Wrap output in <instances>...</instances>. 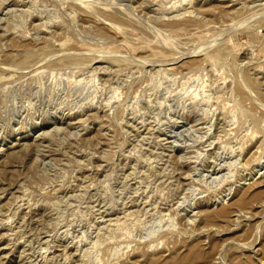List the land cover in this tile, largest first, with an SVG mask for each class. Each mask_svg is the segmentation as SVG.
I'll return each mask as SVG.
<instances>
[{"label": "rangeland", "instance_id": "374dc122", "mask_svg": "<svg viewBox=\"0 0 264 264\" xmlns=\"http://www.w3.org/2000/svg\"><path fill=\"white\" fill-rule=\"evenodd\" d=\"M260 161L264 0H0V264H264Z\"/></svg>", "mask_w": 264, "mask_h": 264}, {"label": "bare ground", "instance_id": "6f19581e", "mask_svg": "<svg viewBox=\"0 0 264 264\" xmlns=\"http://www.w3.org/2000/svg\"><path fill=\"white\" fill-rule=\"evenodd\" d=\"M186 1H187V0H186ZM189 1H190V0H189ZM181 2H182V1H181ZM184 2H185V1H184ZM187 3H188V2H187ZM190 4H191V3H190ZM177 6H178V5H177ZM195 13H196V12H195ZM173 62H174V61H173ZM165 63H166V62H165ZM169 65H170V64H169ZM159 68H160V67H159ZM205 83H206V82H205ZM203 85H204V84H203ZM205 85H206V84H205ZM204 88H206V87L204 86L203 89H204ZM204 91H206V90L204 89ZM204 91H202V92L204 93ZM209 94H210V93H209ZM111 101H112V100H111ZM256 134H257V133H256ZM259 141H260V140H259ZM257 142H258V140H257ZM244 145H245V144H244ZM255 147H256V146H255ZM240 148L242 149L241 146H240ZM254 149H255V148H254ZM235 150H236V149H235ZM250 151L253 152V151H252V148H250ZM262 151H263V150H262ZM251 152H250V153H251ZM261 154H262V153H261ZM240 159H241V158H240ZM254 160H255V159H254ZM233 162H234V161H233ZM263 163H264V162H261V161H260V162H258V163L256 164V167H257L256 172H257V173H259L260 170L263 168ZM253 164H254V163H253ZM230 168H231V167H230ZM151 246H152V245H151Z\"/></svg>", "mask_w": 264, "mask_h": 264}]
</instances>
